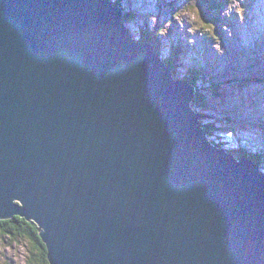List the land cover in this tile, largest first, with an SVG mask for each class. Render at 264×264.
I'll return each mask as SVG.
<instances>
[{
  "label": "water",
  "instance_id": "1",
  "mask_svg": "<svg viewBox=\"0 0 264 264\" xmlns=\"http://www.w3.org/2000/svg\"><path fill=\"white\" fill-rule=\"evenodd\" d=\"M107 0H0V220L50 264H264V173Z\"/></svg>",
  "mask_w": 264,
  "mask_h": 264
},
{
  "label": "rangeland",
  "instance_id": "2",
  "mask_svg": "<svg viewBox=\"0 0 264 264\" xmlns=\"http://www.w3.org/2000/svg\"><path fill=\"white\" fill-rule=\"evenodd\" d=\"M260 1L108 0L121 9L133 39L141 43L144 29L145 35L158 41L163 60H174L172 47L182 50L172 71L174 78L184 80L195 63L198 71L202 68L216 82L206 78L196 87L191 84L195 94L204 98L202 107L193 108L201 114L204 129L212 125V134L206 132L209 141L225 150L253 152L255 148L264 153V6ZM215 6L219 12L212 9ZM260 170L264 173V164ZM27 252L25 243L2 242L0 264H25Z\"/></svg>",
  "mask_w": 264,
  "mask_h": 264
},
{
  "label": "trees",
  "instance_id": "3",
  "mask_svg": "<svg viewBox=\"0 0 264 264\" xmlns=\"http://www.w3.org/2000/svg\"><path fill=\"white\" fill-rule=\"evenodd\" d=\"M215 8L217 12H219L220 7L219 6L212 7V9ZM140 33H141V38L139 40H141V42L151 43L154 46L156 52L158 53L159 52L158 41L156 39L155 40L150 39L151 38L150 36L145 35L147 31L144 29ZM170 50H172L171 52L174 55V60L171 59L170 57V58H165L164 61L166 65L169 66L171 70L174 72L175 71L174 68H176L175 65L178 62L177 60L178 55L181 53L183 54V52L180 48L175 49L172 47V49ZM183 77L185 81H187L189 84L194 85L195 87L197 83H200L201 81L205 82L206 78L209 79L202 68L200 69V71L197 70V65L195 63H192L191 67L187 70L186 75H184ZM212 81L213 80L209 79L208 82H212ZM203 105H204V98L202 97V95H199L196 92V98L193 101L192 106L199 108L202 107ZM210 129L208 130L207 128L205 129L206 132L209 133V135H211L213 132L212 125L210 126ZM214 143H215L214 145L218 146L219 148H223L219 143L217 142ZM227 152L232 154L234 158L237 160L241 159L243 156H246L249 160L253 161L260 168L264 164V153L255 148H253V152H247L246 149L244 148L237 149L235 151L227 150ZM6 241H10L11 244H15V245L17 242L26 244V246L28 247V252H27V258L25 260V264H50L47 258L45 245L39 236V229L35 223L31 221H27L24 218H20L17 216L11 219L0 220V243L2 242L4 243Z\"/></svg>",
  "mask_w": 264,
  "mask_h": 264
},
{
  "label": "bare ground",
  "instance_id": "4",
  "mask_svg": "<svg viewBox=\"0 0 264 264\" xmlns=\"http://www.w3.org/2000/svg\"><path fill=\"white\" fill-rule=\"evenodd\" d=\"M108 1V0H107ZM260 3L264 6V0L263 1H260ZM111 5V4H110ZM263 10H264V8H263ZM124 13V12H123ZM123 19H124V17H123ZM263 24H264V21H263ZM126 25V24H125ZM129 34H130V36L131 37H133L132 36V33L129 31ZM134 38V37H133ZM144 43H148V42H144ZM151 44V43H150ZM157 53V52H156ZM158 55H159V52L157 53ZM161 58V57H160ZM162 59V58H161ZM163 60V59H162ZM164 61V60H163ZM165 62V61H164ZM226 150H228V149H226ZM242 158H247L246 156L245 157H242Z\"/></svg>",
  "mask_w": 264,
  "mask_h": 264
}]
</instances>
